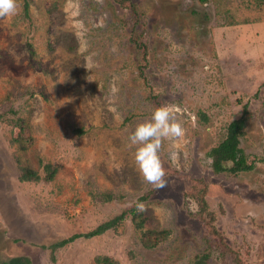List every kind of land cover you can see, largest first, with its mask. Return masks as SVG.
<instances>
[{
    "label": "rangeland",
    "instance_id": "374dc122",
    "mask_svg": "<svg viewBox=\"0 0 264 264\" xmlns=\"http://www.w3.org/2000/svg\"><path fill=\"white\" fill-rule=\"evenodd\" d=\"M0 19V262L264 264V0H20ZM185 135L165 141L168 187L143 181L128 136L162 105ZM248 108L251 172L216 173L209 152ZM17 119L33 146L20 150ZM41 180L21 182V166ZM57 169L45 181V167ZM206 189L226 254L191 196ZM146 197L145 249L126 219L84 235Z\"/></svg>",
    "mask_w": 264,
    "mask_h": 264
},
{
    "label": "trees",
    "instance_id": "16d2710c",
    "mask_svg": "<svg viewBox=\"0 0 264 264\" xmlns=\"http://www.w3.org/2000/svg\"><path fill=\"white\" fill-rule=\"evenodd\" d=\"M247 115L248 108L245 106L241 117L232 121L228 126L225 139L209 152L208 156L212 160V168L214 172L237 175L240 173L251 172L254 169V165L248 163L241 147V139L244 135L243 130L246 126ZM14 127L18 129V135L15 137L13 142L19 146L20 150H29L34 144V139L32 135L27 134L28 124L22 119H17L14 123ZM20 170L21 176L19 179L21 182H38L41 180L40 175L30 166H21ZM45 172V181L51 182L54 180L57 169L51 165H47L45 167ZM206 195V189H203L202 192L198 194L193 193L191 196L198 204L197 207H199V216H201L202 220L206 222L207 227H209V235L212 240L214 239L218 248L222 250V254L225 255L227 251H232L225 244L222 234L215 227L216 218L207 206L208 203L206 201ZM146 199V197L140 198L137 203L141 204V202ZM136 204L132 205L129 209L125 210L115 218L100 224L93 231L84 235H74L67 240L61 241L57 245L53 246V248L58 249L60 247H64L78 238H94L101 236L108 231L118 229L126 219H129L134 229L140 234V243L142 246L148 250L156 249L161 243L165 242L169 238L170 232L168 230L158 231L146 229L147 218L143 212L137 211ZM95 261L98 264H114V261L109 258H97ZM0 264H31V260L25 256H15L0 262ZM236 264L241 263H239V260H236Z\"/></svg>",
    "mask_w": 264,
    "mask_h": 264
},
{
    "label": "clouds",
    "instance_id": "9594fccd",
    "mask_svg": "<svg viewBox=\"0 0 264 264\" xmlns=\"http://www.w3.org/2000/svg\"><path fill=\"white\" fill-rule=\"evenodd\" d=\"M20 0H0V19L19 14ZM174 105L157 107L149 120L139 123L128 136L135 146L134 160L143 181L157 190L168 187L169 181L161 158L165 141L177 140L185 135V128L176 118ZM137 211L143 212L144 205L136 204Z\"/></svg>",
    "mask_w": 264,
    "mask_h": 264
}]
</instances>
